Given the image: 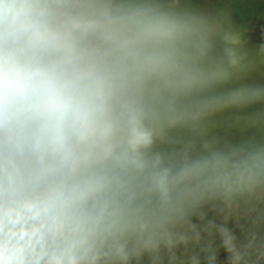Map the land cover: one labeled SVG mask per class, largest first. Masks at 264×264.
<instances>
[{"label": "clouds", "instance_id": "clouds-1", "mask_svg": "<svg viewBox=\"0 0 264 264\" xmlns=\"http://www.w3.org/2000/svg\"><path fill=\"white\" fill-rule=\"evenodd\" d=\"M208 212L264 262V44L230 9L0 0V264H201Z\"/></svg>", "mask_w": 264, "mask_h": 264}, {"label": "rangeland", "instance_id": "rangeland-1", "mask_svg": "<svg viewBox=\"0 0 264 264\" xmlns=\"http://www.w3.org/2000/svg\"><path fill=\"white\" fill-rule=\"evenodd\" d=\"M216 7H228L234 23L245 32V38L250 45L264 44V0H210ZM193 224L201 234L199 245H190V250L199 254L201 264H208L207 257L215 255L214 264H228V253L223 246L222 234L218 231L220 226L226 227L237 240L242 241L250 227L249 222L229 219L227 222L216 213L208 212L205 219L193 217ZM216 227L205 230L209 225ZM206 249V251H202ZM264 264V262H262Z\"/></svg>", "mask_w": 264, "mask_h": 264}]
</instances>
